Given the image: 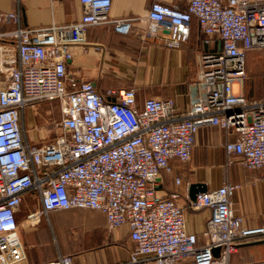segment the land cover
<instances>
[{
	"label": "built area",
	"instance_id": "2783aa9c",
	"mask_svg": "<svg viewBox=\"0 0 264 264\" xmlns=\"http://www.w3.org/2000/svg\"><path fill=\"white\" fill-rule=\"evenodd\" d=\"M112 1L80 0L78 20L45 27L24 25L21 8L4 15L15 27L0 31V71L6 82L0 85V261L26 264L18 215L25 195L34 191L41 207L26 214V223L35 225L54 210L97 209L109 231L129 225L135 243L131 262L177 264L192 257L196 264H233L241 243L264 239V226L239 227L243 218L232 208L237 186L225 183L192 201L193 208L211 210L202 245L187 230L186 208L177 194L164 197L159 189L172 159H191L204 125L233 129L238 138L229 150L239 153L248 168L264 167V100H250L234 88L247 79L248 52L264 49V0H184L182 8L152 3L145 38L179 48L195 19L205 35L220 42L218 51L203 54L198 83L204 93L184 117L176 116L172 97H148L139 106L134 87L110 88L107 98L92 82L68 76L72 46L87 45L91 26L112 22L120 33L132 30L133 19H110ZM5 38L15 43L13 57L6 56ZM42 101L59 103L61 132L51 142L36 143L28 138L23 119L30 104ZM222 225L227 228L221 235ZM33 264L73 262L59 255Z\"/></svg>",
	"mask_w": 264,
	"mask_h": 264
},
{
	"label": "crops",
	"instance_id": "0c3cea01",
	"mask_svg": "<svg viewBox=\"0 0 264 264\" xmlns=\"http://www.w3.org/2000/svg\"><path fill=\"white\" fill-rule=\"evenodd\" d=\"M154 1L157 0H113L110 19L131 18L132 30L120 33L112 22L91 26L87 45L72 46L67 74L92 82L107 98H110L107 94L110 88L134 87L139 106L148 97H172L176 116L184 117L191 102L204 93L198 83L203 54L218 51L220 42L217 37L205 35L195 19L188 41L179 48L169 47L156 38H145L146 17ZM160 1L181 8L186 4L184 0ZM19 8L23 24L31 27L68 24L83 14L80 0H0V31L15 27L13 22L4 20V15ZM2 42L9 48L6 56H15L17 49L13 40L5 38ZM94 45L101 49H95ZM5 83L0 71V85ZM235 87L236 92L245 93L244 85L236 83ZM43 102L30 104L25 113L30 115ZM27 125L31 126L30 122ZM29 136L33 142L41 143L44 133L30 130ZM237 138L233 129L222 125L201 126L195 136L191 159L188 162L172 159L171 171L162 174L159 194L164 197L177 194L176 200L186 208L187 230L198 236L200 245L207 241L204 231L211 210L191 206L192 183H205L207 191L225 183L237 186L232 195V208L236 216L243 218L239 227L264 226V167L248 168L242 164L241 155L231 152L227 146ZM28 197L32 198L35 208L29 206ZM40 207L35 194L28 193L18 215L26 264L52 260L59 255L70 256L73 264H156L131 262L135 243L128 224L109 231L104 213L85 208L54 210L41 215L35 225L26 223V214ZM226 228L224 225L218 228L221 235ZM231 261L233 264L264 262V239L241 243ZM177 264L196 263L192 257H185Z\"/></svg>",
	"mask_w": 264,
	"mask_h": 264
},
{
	"label": "rangeland",
	"instance_id": "374dc122",
	"mask_svg": "<svg viewBox=\"0 0 264 264\" xmlns=\"http://www.w3.org/2000/svg\"><path fill=\"white\" fill-rule=\"evenodd\" d=\"M250 55L252 58L249 59ZM250 55L247 60L246 85L252 83L251 89L264 95V49L256 50ZM60 121L61 111L57 101H44L33 108L30 115L25 113L23 119L28 138L33 141L29 136L30 130L43 131L44 137L40 140L44 143L53 141L61 132ZM28 122L31 126L27 125ZM28 203L31 208H35L31 197H28Z\"/></svg>",
	"mask_w": 264,
	"mask_h": 264
},
{
	"label": "water",
	"instance_id": "95a60500",
	"mask_svg": "<svg viewBox=\"0 0 264 264\" xmlns=\"http://www.w3.org/2000/svg\"><path fill=\"white\" fill-rule=\"evenodd\" d=\"M207 191V186L205 183H192L190 186V198L192 201H195L197 199V196L201 192ZM214 254L218 255L220 251V247L214 248Z\"/></svg>",
	"mask_w": 264,
	"mask_h": 264
},
{
	"label": "trees",
	"instance_id": "16d2710c",
	"mask_svg": "<svg viewBox=\"0 0 264 264\" xmlns=\"http://www.w3.org/2000/svg\"><path fill=\"white\" fill-rule=\"evenodd\" d=\"M256 50H259V49H253V50H251V51L248 52L247 60H248L249 55L252 54V53H253L254 51H256ZM250 58H252L251 55H250L249 59H250ZM246 66H247V65H246ZM246 82H247V79H246V81H245V83H244V86H245V89H246V90H245V95H246L250 100H264V95H263V93H261V92H259V93L255 92L253 89H251V84H252V83H250V85H249V84L246 85ZM30 193L35 194L34 191H30Z\"/></svg>",
	"mask_w": 264,
	"mask_h": 264
}]
</instances>
